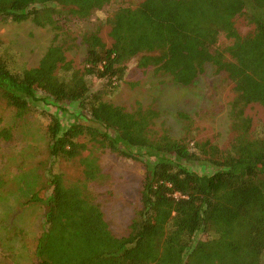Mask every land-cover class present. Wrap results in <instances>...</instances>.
I'll list each match as a JSON object with an SVG mask.
<instances>
[{
  "label": "trees",
  "instance_id": "16d2710c",
  "mask_svg": "<svg viewBox=\"0 0 264 264\" xmlns=\"http://www.w3.org/2000/svg\"><path fill=\"white\" fill-rule=\"evenodd\" d=\"M110 2L0 0V24L31 21L62 31L33 68L10 67V48L0 41V101L18 118L39 112L40 101L55 108L40 112L48 120V163H40L45 177L28 183L27 204L43 205L33 264H264V129L251 132L245 114L252 103L264 106V0H142L118 7L96 25V33H82L85 57L75 68L66 52L76 37L56 16L63 11L88 19ZM239 16L252 26L247 34L235 28ZM103 26L109 46L97 37ZM220 34L228 44L218 53ZM134 58L138 69L159 65V72L184 86L207 63L224 72L234 92L228 143L174 138L156 128L159 111L153 107L104 100ZM90 77L104 80L99 90L90 92ZM39 92L45 97L38 98ZM177 117L186 135H194L192 118L182 112ZM105 151L144 166L139 206L123 236L111 232L90 196L102 178L98 155ZM63 161L78 163L76 179L54 170ZM196 234L205 239L194 241Z\"/></svg>",
  "mask_w": 264,
  "mask_h": 264
},
{
  "label": "rangeland",
  "instance_id": "374dc122",
  "mask_svg": "<svg viewBox=\"0 0 264 264\" xmlns=\"http://www.w3.org/2000/svg\"><path fill=\"white\" fill-rule=\"evenodd\" d=\"M141 1L111 0L103 9L83 20L59 12L56 16L59 25L76 37L75 46L66 52L73 66L81 67L85 57V47L80 40L83 32L96 33V25L105 21L115 9L121 6L135 7ZM242 17L235 19V28L240 34H247L252 26L246 25ZM56 33L62 31L48 25L38 27L31 21L0 24V41L3 46L10 48L7 51L10 67H36L46 49L56 43L53 41ZM97 37L107 46L110 45L106 26L97 32ZM216 42L218 53L228 44L223 34L217 36ZM215 49L212 50L215 52ZM12 60L15 62L12 63ZM136 65L137 58L127 63V71L117 90L104 97V100L126 108L137 103L145 108L153 107L159 111L154 121L156 128L168 129L174 138L209 139L219 146L228 143L232 136L228 111L234 92L224 72H218L207 63L203 72L188 86H184L175 83L169 74L159 72V65L144 70L138 69ZM103 83L104 80L95 77L87 78L90 92L99 90ZM37 97L45 96L39 92ZM37 106L39 112L18 118L11 107L0 101V132L4 133L8 128L11 130L10 133H4L5 140L0 139V264H33L34 240L40 231L43 205L27 204L32 194L29 193L28 183L31 181L35 185L34 178L38 182V176L39 180L40 175L45 177L40 163L44 166L48 163L44 153V131L48 120L40 112L43 109L55 112V108L47 101H40ZM66 107L76 109L72 105ZM180 112L192 118L193 125L197 127L194 135H186L184 123L177 117ZM245 114L252 120L251 132L264 129V106L252 103L246 107ZM98 165L102 178L93 183L90 196L99 203L111 232L116 236L126 235L139 206L144 178L143 163L105 151L99 153ZM54 168L69 180L79 175V165L75 161L59 162ZM49 192L50 189L46 194ZM204 239L203 234L194 237V241Z\"/></svg>",
  "mask_w": 264,
  "mask_h": 264
}]
</instances>
